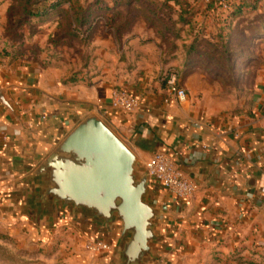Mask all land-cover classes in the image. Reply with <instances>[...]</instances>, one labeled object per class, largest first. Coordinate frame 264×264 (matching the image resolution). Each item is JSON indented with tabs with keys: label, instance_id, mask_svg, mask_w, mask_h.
<instances>
[{
	"label": "crops",
	"instance_id": "obj_1",
	"mask_svg": "<svg viewBox=\"0 0 264 264\" xmlns=\"http://www.w3.org/2000/svg\"><path fill=\"white\" fill-rule=\"evenodd\" d=\"M153 5L123 4L125 31L99 27L81 57L60 54L46 38L35 40L40 57L27 52L14 58L0 50V93L10 106L0 101L2 232L43 249L54 264H118L119 224L105 226L72 207L43 201L32 177L80 122L95 115L136 156L139 175L162 152L197 185L191 197L180 199L149 179L146 200L158 211V240L144 264H184L192 257L198 264L211 257L264 264V53L227 50L225 81L201 60L202 50L183 46L188 25L157 16L165 7ZM201 34L203 28L193 37ZM170 72L186 91L183 102L168 98ZM114 89L138 97V109L115 110ZM90 238L107 242L111 251L88 254L83 246Z\"/></svg>",
	"mask_w": 264,
	"mask_h": 264
},
{
	"label": "water",
	"instance_id": "obj_2",
	"mask_svg": "<svg viewBox=\"0 0 264 264\" xmlns=\"http://www.w3.org/2000/svg\"><path fill=\"white\" fill-rule=\"evenodd\" d=\"M1 103H9L0 93ZM126 144L97 116L80 122L35 169L43 201L72 207L103 225L120 224L118 264H144L158 240L149 177Z\"/></svg>",
	"mask_w": 264,
	"mask_h": 264
},
{
	"label": "rangeland",
	"instance_id": "obj_3",
	"mask_svg": "<svg viewBox=\"0 0 264 264\" xmlns=\"http://www.w3.org/2000/svg\"><path fill=\"white\" fill-rule=\"evenodd\" d=\"M74 1V0H72ZM82 4L93 2L95 0H78ZM112 4L116 0H103ZM119 1V0H118ZM125 2H141L144 7L154 6V1L164 2L165 0H124ZM181 4L187 5L185 16L191 20L188 25L185 44L183 46L188 50L193 43L196 49L204 52L205 56L201 59L206 66L208 65L213 72L225 81L228 78L226 71L228 60L226 54L222 51L230 50L234 54H246L248 56H259L260 52L264 53V0H178ZM145 3H148L147 5ZM24 0H0V50L5 53L13 52L18 55L22 52L33 53L35 56L42 55L41 49L36 48V38L44 43L56 46L62 53H73L81 57L82 48L91 39L92 34L99 27H107L105 19L114 17L110 12L99 13L94 15L92 23L93 29L89 33L85 31L86 26L81 28L85 33L76 37L66 35L69 28L65 22V14L59 13L54 15L49 21L43 24L31 26L29 23L22 24L17 28L19 15ZM69 4L65 3L63 7L68 8ZM142 7V6H141ZM145 8V11H146ZM125 11V7L122 8ZM173 10V11H172ZM157 10V16H163L164 19L170 20L177 17L174 9ZM177 11V9L175 10ZM166 20V21H167ZM203 20V24L199 21ZM164 20V22H166ZM196 26L194 23H196ZM73 28V27H72ZM108 28V27H107ZM199 28H203V34L194 41V33ZM56 44V45H55ZM247 56V58H248ZM236 67L240 66L239 61ZM117 224H119L117 222ZM120 226V224H119ZM4 228L0 225V264H54L50 256L43 252V249H36L31 242L17 240L8 237L2 232ZM49 257V258H48ZM196 257H192L184 264H198ZM204 264H239L234 262L216 260L214 257L207 259Z\"/></svg>",
	"mask_w": 264,
	"mask_h": 264
},
{
	"label": "trees",
	"instance_id": "obj_4",
	"mask_svg": "<svg viewBox=\"0 0 264 264\" xmlns=\"http://www.w3.org/2000/svg\"><path fill=\"white\" fill-rule=\"evenodd\" d=\"M154 2L156 3V1ZM169 2L173 3L177 7V11H174V14L177 15V20L180 21V25H190L191 20L185 16L187 5L185 3L181 4V2L178 0H165L164 2H160V4L163 5L166 10L171 11L172 8L167 6V3ZM65 3L69 4L68 8L63 7ZM123 4L127 5L130 4V2L116 0L113 2V7H109L108 3L104 2L103 0L87 2L85 5L80 3L78 0H24V4L19 13L21 18L18 20L16 29L20 28L22 24L26 23H31V26L34 25L33 23L36 25L43 24L46 21H49L54 15L63 13L65 14L67 28L70 29L66 35L69 37L83 35L85 32L81 28L86 26L87 28L85 31L88 33L87 37H89V33L93 29L92 24L96 25V23H92L95 18L94 15H97L101 12H110L114 14V17L107 18L105 20V26L112 28L115 34H121L125 31L127 26V24L122 23L121 21L124 15L121 13L119 7L123 6ZM31 21L34 22L32 23ZM194 41H198V39L194 38ZM195 49L196 47L194 43L188 48L190 51ZM226 51L227 50L225 49L222 51V53L225 54ZM3 54L7 55L8 53L5 51ZM21 55L22 52H20L17 56L14 55V58H20Z\"/></svg>",
	"mask_w": 264,
	"mask_h": 264
},
{
	"label": "built area",
	"instance_id": "obj_5",
	"mask_svg": "<svg viewBox=\"0 0 264 264\" xmlns=\"http://www.w3.org/2000/svg\"><path fill=\"white\" fill-rule=\"evenodd\" d=\"M165 83L168 98L174 99L177 102L186 100V91L179 86L175 72H170L167 75ZM110 102L115 110L123 114L134 112L140 105L138 97L121 89L112 90ZM3 141V147H5V136H3ZM145 172L148 174L149 179L155 180L171 195L180 199L191 197L197 189V185L176 166L173 157L162 152L154 153L147 160L145 163ZM83 248L85 252L92 255L111 251L110 244L101 239L93 238L86 240Z\"/></svg>",
	"mask_w": 264,
	"mask_h": 264
}]
</instances>
